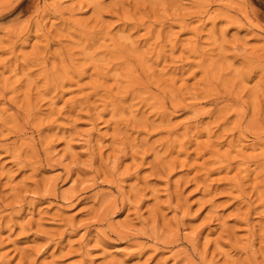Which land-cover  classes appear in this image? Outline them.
Wrapping results in <instances>:
<instances>
[{"label": "rangeland", "instance_id": "rangeland-1", "mask_svg": "<svg viewBox=\"0 0 264 264\" xmlns=\"http://www.w3.org/2000/svg\"><path fill=\"white\" fill-rule=\"evenodd\" d=\"M0 264H264V0H0Z\"/></svg>", "mask_w": 264, "mask_h": 264}]
</instances>
